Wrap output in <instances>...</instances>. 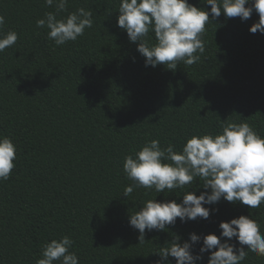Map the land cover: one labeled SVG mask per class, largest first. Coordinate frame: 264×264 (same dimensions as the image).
I'll return each mask as SVG.
<instances>
[{
  "label": "trees",
  "instance_id": "1",
  "mask_svg": "<svg viewBox=\"0 0 264 264\" xmlns=\"http://www.w3.org/2000/svg\"><path fill=\"white\" fill-rule=\"evenodd\" d=\"M204 2L188 0L209 12L205 52L197 63L169 70L146 67L137 44L116 25L120 0H68L58 19L84 8L93 24L61 46L36 25L55 5L0 0V35L18 34L0 53V137L17 150L11 175L0 181V264H37L44 244L65 235L79 264H175L158 255L174 237L183 243L190 233L199 235L198 254L204 235L220 237V222L241 215L256 220L264 234V203L249 209L223 198L203 205L207 219L177 218L164 231L145 230V242L128 222L147 200L180 203L187 191H206L197 178L184 189L135 188L125 197L133 182L123 172L124 158L146 142L159 140L179 152L193 135L242 122L264 136V34L249 31L258 13L243 21L213 19ZM229 243L239 247L235 238ZM208 256L196 264H207ZM242 264H264V257L248 252Z\"/></svg>",
  "mask_w": 264,
  "mask_h": 264
},
{
  "label": "clouds",
  "instance_id": "2",
  "mask_svg": "<svg viewBox=\"0 0 264 264\" xmlns=\"http://www.w3.org/2000/svg\"><path fill=\"white\" fill-rule=\"evenodd\" d=\"M68 0H45L55 12L36 21L38 28H47V37L61 46L83 36L93 24L91 10L79 8L58 19L66 12ZM210 5L213 19L223 14L226 18L239 17L247 20L253 11L258 22L249 28L251 33L264 34V0H205ZM251 4L250 7L246 5ZM209 20V12L188 3V0H120L116 25L124 30L128 39L137 44V51L144 57L145 66L164 65L175 70L179 62L191 66L205 52L202 34ZM5 18L0 16V29ZM153 43H149V33ZM18 39L15 31L0 35V53L13 46ZM16 146L8 137H0V181L7 180L16 159ZM123 172L133 183L125 188L129 196L135 188L154 189L157 193L172 192L193 185L199 178L200 187L206 191L196 195L187 191L182 201L144 202L134 214L129 215V225L138 230L139 243L145 242V230L164 231L166 225L207 219L210 209L203 205L218 203L222 198L229 203L239 202L249 209H257L264 203V136L259 135L248 123H227L218 134L193 135L182 145L179 152L174 145L162 148L159 140H151L127 155ZM188 187V188H189ZM187 188V189H188ZM220 237L207 234L202 237L199 253H193V245L201 241L195 233L187 242L179 243L174 237L168 247L158 255L163 260L175 258V264H196L203 253H209L207 264H242L252 252L264 257V234L260 224L250 216L241 215L219 224ZM221 238H227L222 240ZM233 238L238 242L229 243ZM73 241L65 235L59 240L45 243L37 264H79L75 253L69 252ZM247 246V250L243 246Z\"/></svg>",
  "mask_w": 264,
  "mask_h": 264
}]
</instances>
